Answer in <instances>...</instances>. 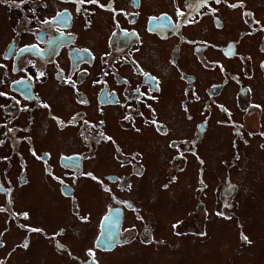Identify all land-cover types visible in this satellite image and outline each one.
I'll use <instances>...</instances> for the list:
<instances>
[{"label": "flooded vegetation", "instance_id": "obj_1", "mask_svg": "<svg viewBox=\"0 0 264 264\" xmlns=\"http://www.w3.org/2000/svg\"><path fill=\"white\" fill-rule=\"evenodd\" d=\"M261 3L264 5V0ZM144 5L145 0H122L121 3L85 0L83 4L78 0H28L27 3L0 0V7L13 22L10 38L0 52L1 61L5 59L8 66L3 70L0 63V86L4 77L16 75L7 82L9 93L0 91V150H8V154L0 152V186L5 189L0 192V214L13 220L23 232L31 230L28 226L36 227L29 223L31 212L15 205L17 189L29 182L28 169L20 170L16 176L11 175L13 172L3 174L1 170L27 163L23 153L38 159L40 166H45L43 175L67 199L70 216L78 223H91L93 227L92 241L83 255L73 254L63 239L67 230L64 226L54 233L44 230L54 252L77 264L93 260L89 254L84 256L86 249L94 254L96 264H107L101 256L120 247L160 246L153 221L146 220L145 206L131 196L136 180L147 170L144 153L139 149L127 150L107 130L113 113H118L117 125L124 133L150 129L162 136L173 172L194 170V192L190 190V196L187 195L189 203L192 196L196 200L197 207L188 210L192 215L202 213L208 217L212 213L216 219L232 221L228 214L234 215L231 208L234 204L236 209V197L242 187L240 180L226 172L217 177L218 183L213 186L218 194L216 203L207 197L206 191L210 189L205 177L207 159L203 151L202 155L199 152V144L213 128L221 133L219 142L229 146L228 156L225 148L221 150L220 155L224 156L220 163L232 169L248 162L250 155L245 148L254 146L264 153V67L261 66L264 64V11L257 14V9L249 6L247 0H220L219 3L168 0L166 6L159 5L150 12ZM178 10L183 15H178ZM230 15L238 22L232 23ZM94 24L104 26L103 34L83 42L82 31L95 30ZM24 38L27 40L22 41ZM147 41L166 45L157 52L160 55L156 52L154 55L165 58L166 65L161 67V72L167 74L173 70L176 80L166 84L164 76L145 65L144 55L140 53ZM29 48L43 52L44 60L36 58ZM184 56L191 57L194 64L188 68L180 65ZM26 57L32 60L33 67L25 76H19L20 61ZM50 79L70 91L74 110L66 119L57 115L42 95L40 85ZM174 83L181 94L177 107L182 118L192 122L189 130L177 137L169 129V122L162 118L158 105L162 94L166 89L171 91ZM25 110L30 111L31 127L26 126L23 132L16 122L21 121ZM40 113L59 131L72 128L79 146L56 155L51 150L39 153L29 136ZM257 117L259 121L252 128L253 118ZM43 124L45 128L47 123ZM107 144L117 169L100 174L87 166V162L102 156L100 146ZM174 178L176 183L178 179ZM80 180L95 184L106 196L103 209L94 217L83 212L78 203L76 187ZM169 187L168 181L160 183L163 190ZM171 194L174 202L180 201L183 195ZM213 201L215 206L209 210ZM181 222L170 223L172 232L176 231L179 238L194 237V229H185ZM234 224L238 238V233L245 230ZM195 226L196 238L205 237L207 229L202 228V223ZM24 241L29 248L32 238L28 233L18 243L25 247Z\"/></svg>", "mask_w": 264, "mask_h": 264}, {"label": "rangeland", "instance_id": "obj_2", "mask_svg": "<svg viewBox=\"0 0 264 264\" xmlns=\"http://www.w3.org/2000/svg\"><path fill=\"white\" fill-rule=\"evenodd\" d=\"M247 1L249 6L257 9V14L261 15V11H264L262 0ZM119 2L121 3L122 0ZM167 4L168 0H161V2L145 0L144 7L150 12L158 8L159 5L166 6ZM229 19L232 23L238 22L231 15ZM12 25L13 22L0 7V52L10 38ZM94 27L95 30L82 31L81 40L83 42H89L95 35L101 36L105 30L101 25L95 26L94 24ZM26 40L27 38L22 39V41ZM150 41H147L140 53V55H144L145 65L162 77L164 76L166 84L176 80L177 76L173 70L167 74L161 72V67L166 65L165 58L154 55L166 45H153ZM1 54L0 63L2 69L5 70L8 66L5 59L1 61ZM179 63L188 68V65L194 64V61L191 57L184 56V60L180 59ZM32 67V60L27 57L23 58L20 61L18 75L25 76ZM12 78H3L2 86H0L1 93L2 90L9 93L7 82ZM40 90L42 95L50 101L53 111L62 118L66 119V116L74 110L70 91L67 88L58 87L50 79L47 83L40 85ZM180 98L181 94L178 93L177 84L174 83L171 91L166 89V92L162 94L158 104L162 118L169 122L168 127L176 137L180 135V132L189 130L192 125L191 121L182 118L177 107V101ZM23 115L21 121L16 124L25 132L26 126L31 127L30 111L25 110ZM117 117L118 113L115 112L113 117L108 119L107 130L127 150L139 149L144 153L147 170L142 178L136 180L131 196L145 206L146 220L153 221L156 235L160 237V246L158 248L139 245L120 247L114 252L102 255V260L107 264H264V153L254 146L245 148V151L248 149L247 154L250 155L248 162L239 163V165L237 163L238 167L232 169L228 165L220 163V159L224 156L220 155L221 150L226 149V156L230 151L227 144L219 142L218 135L221 136V133L217 131L218 128H213L199 144V152L202 155L203 151L207 159L205 177L210 184V189L206 191L207 197L213 198L216 203L218 194L216 190L213 191V186L218 183L217 177L226 175V172H230L232 177L240 180L242 187L236 197L238 202L236 209L234 204L231 208L234 215L228 214L233 222L216 219L212 213L208 217H204L202 213L192 215L188 210L197 207L196 200L192 196V203H189L188 196H190V190L194 192V170L190 168L182 172L178 169L173 172L166 154L168 149L164 146L162 136L156 135L150 129H144L139 133H124L117 125ZM253 120L252 128H255L259 118H253ZM262 121L264 123V115ZM44 122L47 123L45 128ZM32 128L33 134L29 137L33 138L39 153L51 150L56 155L61 150L73 151L79 146L72 128L64 131L57 130L52 121L46 119L44 113L39 114L38 120L32 125ZM1 150L2 153L8 154V150L2 148ZM100 151L102 156L88 161L87 166L100 174L116 171V164L111 157V147L108 144L100 146ZM22 155L27 163H18L19 166L14 164L13 167L3 169L1 172L3 174L13 172L11 175L15 174L14 176H16L20 170L22 172V170L28 169L29 182L17 189L15 205L18 209H28L31 212L29 223L36 227L28 226L31 230L23 232L13 220L0 214V239L3 240L1 243L3 246L0 247V262L2 264H77L64 255H57L50 244L42 238L43 230L47 229L54 233L59 231L60 226H64L67 230L63 239L70 246L73 254L83 255L85 247L90 245L93 238L94 230L91 223L76 222L70 216L67 199L61 197L55 184L43 175L45 166H40L38 159L30 158L26 153ZM0 167H2L1 164ZM6 167H9V163H6ZM54 167L57 168L58 165L54 164ZM11 175L10 178H13ZM174 176L178 179L176 183ZM166 181L170 182V187L163 190L160 188V183ZM76 188V194L80 199L78 203L81 204L83 212L87 211L92 217L96 216L103 209L106 196L95 184L86 180H80ZM171 192L182 193L180 201L174 202ZM200 192L201 190L197 191V193ZM202 196H205V192H202ZM214 201L212 205H209V210L215 206ZM0 202H2L1 198ZM178 220H182L181 223L185 224V229H194V237L179 238L176 231L172 232L170 223ZM199 223H202V228L207 229V234L203 238H196L197 227L195 225ZM234 223L243 226L245 232L250 236V243L240 242ZM68 225L74 228H67ZM32 229L42 231H33ZM27 233L32 238V242L29 248H23L22 243L19 244L18 241ZM176 244L178 246L173 247ZM87 254L88 250L86 249L84 256Z\"/></svg>", "mask_w": 264, "mask_h": 264}, {"label": "snow or ice", "instance_id": "obj_3", "mask_svg": "<svg viewBox=\"0 0 264 264\" xmlns=\"http://www.w3.org/2000/svg\"><path fill=\"white\" fill-rule=\"evenodd\" d=\"M21 2L22 3H27L28 2V0H21ZM78 2L79 3H81V4H83V3H85V0H78ZM87 2H89V3H98V0H87ZM205 2H206V0H205ZM216 2L217 3H219L220 2V0H216ZM231 7H237V6H242V5H230ZM101 7H103V6H101ZM59 15V14H58ZM178 15H183V13H181V12H179V10H178ZM23 51V50H22ZM262 67H264V64H262L261 65ZM40 75H43V73H40ZM153 80L155 79V78H152ZM158 90V89H157ZM45 107H47V105H45ZM257 107H259V106H257ZM127 118V117H126ZM74 119V118H73ZM155 123V122H154ZM110 139V138H109ZM88 175H91L90 173L88 174ZM2 191H4V189H3V187L2 186H0V192H2ZM25 217H27V214H25ZM173 227L175 228L176 227V225H173ZM33 231H42V230H39V229H32ZM241 239L242 240H244V241H246L247 242V237H245V236H241ZM3 245L2 244H0V247H2ZM25 247H27V245H25ZM90 256H93V264H94V254L91 252V250L89 251V253H88ZM0 264H2V262H0Z\"/></svg>", "mask_w": 264, "mask_h": 264}, {"label": "water", "instance_id": "obj_4", "mask_svg": "<svg viewBox=\"0 0 264 264\" xmlns=\"http://www.w3.org/2000/svg\"><path fill=\"white\" fill-rule=\"evenodd\" d=\"M89 264H93V263H90V262H89Z\"/></svg>", "mask_w": 264, "mask_h": 264}]
</instances>
